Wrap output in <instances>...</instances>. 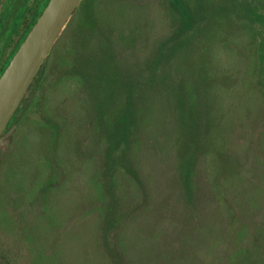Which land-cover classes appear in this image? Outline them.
I'll use <instances>...</instances> for the list:
<instances>
[{
  "label": "rangeland",
  "instance_id": "rangeland-1",
  "mask_svg": "<svg viewBox=\"0 0 264 264\" xmlns=\"http://www.w3.org/2000/svg\"><path fill=\"white\" fill-rule=\"evenodd\" d=\"M84 1L51 48L44 84H31L26 112L0 137V254L19 264H107L98 255L103 251L106 262L112 256L97 238L105 211L113 198H135L113 192L122 157L133 178L155 192L165 191L173 171L189 203L197 155L218 210L170 237L155 231L171 212L162 206L124 232L122 244L114 239L112 252L124 264H190L188 250L210 247L239 227V239L225 243L216 264H264V163L243 168L247 149H230L255 132L264 157V50L258 57L247 13L264 0H186L192 24L184 34L169 0ZM20 140L31 144L33 161L14 186L7 157ZM252 214L261 219L238 225Z\"/></svg>",
  "mask_w": 264,
  "mask_h": 264
},
{
  "label": "trees",
  "instance_id": "trees-1",
  "mask_svg": "<svg viewBox=\"0 0 264 264\" xmlns=\"http://www.w3.org/2000/svg\"><path fill=\"white\" fill-rule=\"evenodd\" d=\"M171 4L176 8L180 18H181V24L179 26L180 33L184 34L191 26V11L186 3V0H169ZM259 1H256L253 3L251 7L248 8V21L253 27L257 37H258V44H257V52L258 57L259 53L264 50V6H262ZM86 3L84 0H82V3L80 4V9L78 12H80L81 9L85 7ZM90 9V8H89ZM75 12V11H74ZM82 15L80 16L79 20L76 22V25H78V28L82 25ZM70 23L68 21L67 25ZM66 25V26H67ZM66 28V27H65ZM64 28V29H65ZM64 31V30H63ZM62 31V32H63ZM62 34V33H61ZM60 34V35H61ZM57 41V40H56ZM55 44V43H54ZM14 51L7 57V62L12 57ZM45 66V65H44ZM46 67H42L39 71L44 72ZM157 73V72H156ZM38 78V79H37ZM33 80L37 81L41 78L37 77ZM130 95V93H129ZM257 111L255 108L253 110ZM252 113L253 115L256 113ZM17 114V110L14 113L11 120L15 119ZM253 117H256L255 115ZM11 120L9 124L7 125V128H9L11 124ZM256 120V119H255ZM257 121V120H256ZM257 127L253 128V130H256ZM255 133V132H254ZM250 135V141H248L247 144L244 143L247 142L244 139V141H235L237 146H234L232 144V147L230 149H235L238 153L242 154L247 149L248 154L246 155L247 158L243 161L242 167L244 168L245 163L251 164V163H258L261 159L262 164L264 163V157L260 154V140L257 138L256 134ZM261 133V132H260ZM246 136V135H245ZM235 144V143H234ZM30 143H28L25 140H20V143L17 145L16 148L11 151L8 154L7 162V174L8 179L14 186H20L24 181V174L25 169H22V166L25 165V163L28 162V155L27 152L30 147ZM248 145V146H246ZM240 147V150H239ZM242 147L245 148V150H242ZM194 156V155H193ZM194 156V162H193V168H194V194L192 200L187 203L184 195H183V187L181 184V181L173 171H171L167 176L165 180V191L164 187H161L159 190L156 189V192L152 189H149L147 185L142 181L137 179L134 175V172L130 170V166L126 164L125 157H122V161L124 160V168L123 169V162H121V173L119 174L118 182L116 183L115 187V193H121V192H131L134 193V200L133 204L121 203L119 201V198L114 199L115 202H111V204L107 207V210L105 211V220L103 229L98 230L97 238L99 241L102 242L104 245V250L108 254L110 253L112 256L111 260H108L106 262V256L102 252H100V255L98 257L104 261L107 264H124L121 259L119 258V254L112 252V249L110 248L111 242L115 239L119 244L123 243V237L125 235L124 232L134 230L135 228H138L137 222L138 220L142 219L143 217H146L151 213L153 210L158 212L160 209L162 210V206L165 207V210L171 209V212L169 214V211L166 212V215H162V218L160 222H158V227L156 228L157 234L159 233H165L168 232V236L175 237V230L182 229V227H188L194 229L196 225H202V219L203 214L206 210H209V208H212V211L215 213L218 209H216V206H213V203L210 201V198L208 195L211 194L210 190L204 186V179H201L198 175L197 169L199 168V159ZM3 159L0 157V167L3 164ZM187 174V172H186ZM134 177V178H133ZM134 179L136 183L132 180ZM188 179V176H187ZM134 183V184H133ZM106 186V185H105ZM238 186L237 184L235 185ZM110 186H107L106 189H108ZM110 191H112V188H109ZM171 196V199L173 200L171 202V205L168 201V194ZM166 196V200L163 201L164 198H159V196ZM117 196V195H116ZM162 196V197H163ZM213 201V200H212ZM128 206V207H127ZM122 208V209H121ZM252 211V210H251ZM148 213V214H147ZM144 214H147L146 216ZM246 217V216H244ZM249 218L247 220H244V222H241L239 220V224L242 228H246L250 226L254 221L259 220L258 214H252V218L248 216ZM215 222V220H213ZM122 227V228H121ZM177 228V229H175ZM190 230V229H189ZM243 229H238L233 234L228 233V231H223L225 233L224 235L221 234L217 237L215 240V243L210 247H200V250L196 252L195 250L191 251L188 250L187 256L192 260L190 264H216V261L219 260L221 257L220 254L222 253V247H226L225 243L230 240V238H238L240 237ZM182 231V230H181ZM188 231V230H187ZM194 230H191L193 232ZM239 239V238H238ZM237 239V240H238ZM151 240V239H150ZM157 241V239H156ZM152 242V240H151ZM225 245V246H224ZM122 251L124 249L121 248ZM228 246V245H227ZM145 251L148 253L149 258L152 254V248L150 249L147 243L145 244ZM13 260H11L8 256L5 254H0V264H19L18 262L14 263ZM110 261V262H109ZM104 264V262H102Z\"/></svg>",
  "mask_w": 264,
  "mask_h": 264
},
{
  "label": "water",
  "instance_id": "water-1",
  "mask_svg": "<svg viewBox=\"0 0 264 264\" xmlns=\"http://www.w3.org/2000/svg\"><path fill=\"white\" fill-rule=\"evenodd\" d=\"M82 0H49L0 76V137Z\"/></svg>",
  "mask_w": 264,
  "mask_h": 264
},
{
  "label": "flooded vegetation",
  "instance_id": "flooded-vegetation-1",
  "mask_svg": "<svg viewBox=\"0 0 264 264\" xmlns=\"http://www.w3.org/2000/svg\"><path fill=\"white\" fill-rule=\"evenodd\" d=\"M48 1L49 0H0V76L4 71V69L6 68V66L8 65V63L10 62V60L12 59L13 55L17 51L20 44L27 36L28 32L34 25L36 19L38 18V16L46 6ZM12 51H14V53L7 62V57L12 53ZM50 51L48 52L40 69L47 62V59L50 55ZM40 71H38L35 78L40 76L41 78L38 81L37 78L36 81H34V83L32 81L33 84L31 83L32 86L35 84L37 88L40 87L39 86L40 82H41L40 85L44 84V80L42 83V79H44V74L43 72ZM32 86L30 85L29 88L31 89ZM30 89L27 91L29 92ZM27 91L23 97L24 99L22 98L20 102L21 103L20 110L18 107L19 111L16 114L14 121L17 119V115L21 111L23 113L26 112L27 107H25L23 110L24 107L23 100H26L28 96ZM35 99H36L35 97H31L28 101V104L33 106V104L36 102Z\"/></svg>",
  "mask_w": 264,
  "mask_h": 264
}]
</instances>
